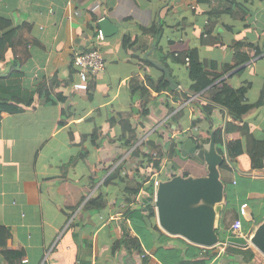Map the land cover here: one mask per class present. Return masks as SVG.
Returning a JSON list of instances; mask_svg holds the SVG:
<instances>
[{"label":"crops","instance_id":"0c3cea01","mask_svg":"<svg viewBox=\"0 0 264 264\" xmlns=\"http://www.w3.org/2000/svg\"><path fill=\"white\" fill-rule=\"evenodd\" d=\"M223 8L231 11L215 19L207 39L210 12ZM0 16L18 28L0 61V226L9 230L7 249L23 253L19 264H264L249 241L228 230L221 237L219 221L212 247L166 234L156 216L151 224L161 233L147 225L139 236L126 210L142 201L135 196L126 204L131 194L124 190L144 186L155 173L164 181L183 170L179 159L174 170L164 156L152 171L145 154H167L174 143L181 159L191 157L181 156L182 143L198 145L193 133L225 131L228 122L234 129L223 139H240L243 154L229 158L220 145L225 192L239 185L237 173L264 180V159L252 163L246 152L248 139L264 141V0H0ZM99 29L104 40L96 43ZM92 49L104 70L83 83L73 57ZM190 50L214 64L220 93L210 103L208 92L187 94L185 64L163 63ZM236 51L250 59L235 66ZM14 63L19 75L6 76ZM50 78L47 99L38 82ZM207 103L209 117L201 110ZM240 126L247 135L235 131ZM245 188L264 209V190L252 182ZM231 201L237 211L243 200L238 194ZM249 208L246 239L264 220V212L255 216ZM128 237L141 238L140 249L122 243ZM247 248L254 257L245 262L236 251ZM0 264H7L1 256Z\"/></svg>","mask_w":264,"mask_h":264},{"label":"trees","instance_id":"16d2710c","mask_svg":"<svg viewBox=\"0 0 264 264\" xmlns=\"http://www.w3.org/2000/svg\"><path fill=\"white\" fill-rule=\"evenodd\" d=\"M208 1V0H206ZM230 8H223L221 10L219 9H213L208 17V20L206 22V33L205 36L208 39L210 33L212 32L215 24V19L222 13V12H230ZM237 13L241 14V16L247 15V11L242 8L241 6L237 7ZM238 15V14H237ZM242 17V18H243ZM11 21L1 17L0 16V61H2L5 57V54L7 50H11L13 48V43L15 42V39L17 37V31L18 28H13L11 26ZM170 59V61L174 63H179V64H185L187 67V72L188 75L191 78V83L189 87L187 88V94L188 95H202L204 92L209 93V98L207 99L208 103L209 101H213V99L218 96L220 93V87L216 84H213L215 80L218 78L216 75V72L214 71V64L211 62L208 66H206L205 63L200 62L196 51L190 50L188 52L182 53V54H168L165 57L162 58L163 63L165 66L166 60ZM187 59V60H186ZM250 59V57L241 51H236L234 53L233 61L235 63V66H239L244 64ZM19 71L16 68V63H14L10 70L7 72L6 76H15L19 75ZM40 80V79H39ZM38 80V81H39ZM49 82V85L47 84ZM39 87H38V92L40 94H44L47 99H52L50 95V87L52 89L54 85V79L50 78L49 80L42 79L41 81L38 82ZM50 86V87H49ZM262 101H259L257 103L258 106L261 104ZM205 104V106L201 107L202 112L207 114V117L210 116L211 112V107L209 104ZM241 105L237 106V109H240ZM239 118V117H237ZM194 123V122H193ZM234 127L232 126V123L228 122L225 131H222L221 129L215 130L214 133V139L215 143L217 144V151L218 153H223V149L221 148L220 145L224 144V150L225 153L229 158H235L241 154H243V148L241 144L240 139H235L232 141H224V132L228 133L229 131H232ZM247 127L246 126H240L236 127L235 131H239L240 134L242 135H247ZM193 135V141H197L198 146L201 147L204 144H207L209 142V136L210 132L203 133V132H195L192 134ZM191 137V134H190ZM249 142L246 147V152L247 155L250 158V161L253 163V161L256 158H263L264 159V141H251V138L248 139ZM138 150V149H136ZM166 156L167 160L169 163H171L174 167V170H177L179 166L174 163V161L177 162L179 159L180 165L183 166L182 172H180L181 175L186 176L188 175L187 173H190L193 176H201L205 174V168L203 163L199 162L194 156H189L185 159H181L179 155V151L175 148V144L171 143L170 148L167 149V154H163L161 151L156 152L154 154H145L144 157L147 159L149 162L148 167L149 169H152V171H158L161 168V161L163 157ZM147 166V165H146ZM222 167L226 166L225 161H223ZM147 169V168H146ZM153 174V173H152ZM150 179V178H149ZM147 183L144 186H126L125 191H129L131 194V197L126 198V204H129L130 202H134L135 196L137 194H141L146 197H151L153 195V188H152V180L146 179ZM224 198H225V205H223V209L220 214L219 221H222L223 225V230L227 231L233 222L234 219H236L238 216H235V212L238 215V208L237 211H235V208L232 206V201L229 199L228 192L224 190ZM97 201V200H95ZM244 201H241L243 203ZM97 206L101 208L103 206L102 202H97ZM239 203V205L241 204ZM238 205V207H239ZM126 214L130 217V222L135 226L134 228L137 231L136 233L140 236L139 234L140 230L146 231L147 232V225L148 226H153L151 229L153 230H158V233H161V231L158 229L156 224H151V221L155 217V211H154V206L152 202H147V203H140L138 207L133 208H128L126 210ZM230 217V221H227L228 218ZM9 230L6 229L5 227L0 226V256L2 259L7 263V264H19L22 259H23V253L21 251H10L6 247V240L9 238ZM237 239V238H234ZM231 239L232 242H236L238 244H244L239 240H234ZM127 242L128 245L134 246L135 249H140V241L141 238L139 239L138 237H132V238H127L123 239V242ZM119 243H116V246H118ZM236 251V250H235ZM237 253L242 255V259L245 262H248L253 259L254 253L251 250V248L244 249L242 251H236Z\"/></svg>","mask_w":264,"mask_h":264},{"label":"water","instance_id":"95a60500","mask_svg":"<svg viewBox=\"0 0 264 264\" xmlns=\"http://www.w3.org/2000/svg\"><path fill=\"white\" fill-rule=\"evenodd\" d=\"M100 24L106 25L107 21ZM180 152L182 157L191 155L203 163L205 175L176 173L161 180L154 197L142 198V203L152 202L157 225L166 234L201 247L215 246L219 244L216 229L224 203L225 185L220 167L225 158L215 147L213 131L207 144L199 147L187 140L180 145ZM249 242L264 255V220L256 224Z\"/></svg>","mask_w":264,"mask_h":264},{"label":"built area","instance_id":"2783aa9c","mask_svg":"<svg viewBox=\"0 0 264 264\" xmlns=\"http://www.w3.org/2000/svg\"><path fill=\"white\" fill-rule=\"evenodd\" d=\"M104 40V33L101 29L97 31L96 35V43H100ZM187 60V59H186ZM104 59L102 55L99 53L97 49H92L89 51L78 52L73 57V65L76 69L77 75L81 82H87L89 77L97 75L98 73L104 70ZM179 87V86H178ZM156 173L151 177L152 179V188L154 197L157 186L160 182L159 177H155ZM145 196L139 194L137 195V199ZM242 219L247 220L249 222H253V218L251 216L250 208L247 202H243L238 207V217L233 220L231 223L228 232L229 235L233 238L237 239H245L247 242L249 239H246V236L242 230ZM22 262H26L24 259Z\"/></svg>","mask_w":264,"mask_h":264},{"label":"rangeland","instance_id":"374dc122","mask_svg":"<svg viewBox=\"0 0 264 264\" xmlns=\"http://www.w3.org/2000/svg\"><path fill=\"white\" fill-rule=\"evenodd\" d=\"M240 175L239 173H237V178L239 179V185L238 186H228L227 185V192L229 191V194H230V198L234 200L237 198V195L239 194V199L243 200V201H246L249 205L253 206V213L255 216L258 215H261L262 212H264V209H262L259 205V201H257V199H250L247 195V190L249 188H245V185L248 183V182H252L254 184V190H259V191H262L264 190V180H258V179H255V180H251L249 177H244L242 180H240ZM249 191V190H248ZM264 202V200H263ZM230 219V217L228 218V220ZM260 218L257 217V221L259 220ZM223 225H222V221L220 220L219 221V226H218V233L219 235L221 234V237H223V234L222 233H226L225 230H223ZM242 230L247 233L249 230H250V223L246 222L244 219H242Z\"/></svg>","mask_w":264,"mask_h":264},{"label":"clouds","instance_id":"9594fccd","mask_svg":"<svg viewBox=\"0 0 264 264\" xmlns=\"http://www.w3.org/2000/svg\"><path fill=\"white\" fill-rule=\"evenodd\" d=\"M155 211V210H154Z\"/></svg>","mask_w":264,"mask_h":264}]
</instances>
